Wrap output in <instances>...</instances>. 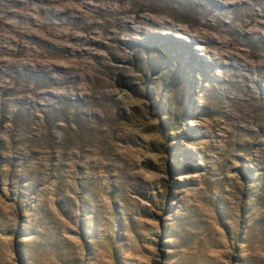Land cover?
Here are the masks:
<instances>
[{
	"label": "rangeland",
	"instance_id": "1",
	"mask_svg": "<svg viewBox=\"0 0 264 264\" xmlns=\"http://www.w3.org/2000/svg\"><path fill=\"white\" fill-rule=\"evenodd\" d=\"M216 1L0 0V264H264V25Z\"/></svg>",
	"mask_w": 264,
	"mask_h": 264
},
{
	"label": "bare ground",
	"instance_id": "2",
	"mask_svg": "<svg viewBox=\"0 0 264 264\" xmlns=\"http://www.w3.org/2000/svg\"><path fill=\"white\" fill-rule=\"evenodd\" d=\"M173 1V0H171ZM211 1V6L212 7H216L217 1L215 2V0H210ZM219 1H225V7L230 8L232 12V10L237 9V7L239 6H245V7H249V10L241 13V12H233L235 13L236 16H240L239 17V22L237 23V25L242 28L243 30H245L246 28H249L251 25H255L258 21L262 22V24L264 25V0H219ZM194 6H199L202 7L204 4L203 2H192ZM208 11H211L208 10ZM258 27H261L258 25ZM255 30H257V28H255ZM251 33H254L252 27H251ZM262 39V38H261ZM264 41V38L262 39Z\"/></svg>",
	"mask_w": 264,
	"mask_h": 264
},
{
	"label": "trees",
	"instance_id": "3",
	"mask_svg": "<svg viewBox=\"0 0 264 264\" xmlns=\"http://www.w3.org/2000/svg\"><path fill=\"white\" fill-rule=\"evenodd\" d=\"M164 57H165V55H161V56H159V58H162V59H163ZM179 100H180V99H179Z\"/></svg>",
	"mask_w": 264,
	"mask_h": 264
}]
</instances>
